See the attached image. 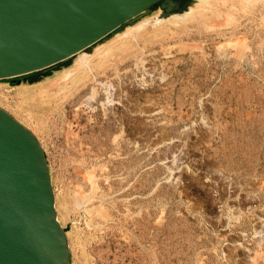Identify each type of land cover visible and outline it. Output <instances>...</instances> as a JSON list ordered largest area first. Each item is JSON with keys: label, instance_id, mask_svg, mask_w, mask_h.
I'll return each mask as SVG.
<instances>
[{"label": "rangeland", "instance_id": "374dc122", "mask_svg": "<svg viewBox=\"0 0 264 264\" xmlns=\"http://www.w3.org/2000/svg\"><path fill=\"white\" fill-rule=\"evenodd\" d=\"M184 4L0 80L68 264H264V0Z\"/></svg>", "mask_w": 264, "mask_h": 264}, {"label": "water", "instance_id": "95a60500", "mask_svg": "<svg viewBox=\"0 0 264 264\" xmlns=\"http://www.w3.org/2000/svg\"><path fill=\"white\" fill-rule=\"evenodd\" d=\"M177 1L0 0V79L61 62L152 5L159 3L165 15L172 6L177 8ZM0 264H68L43 147L25 124L2 107Z\"/></svg>", "mask_w": 264, "mask_h": 264}, {"label": "bare ground", "instance_id": "6f19581e", "mask_svg": "<svg viewBox=\"0 0 264 264\" xmlns=\"http://www.w3.org/2000/svg\"><path fill=\"white\" fill-rule=\"evenodd\" d=\"M201 1H203V0H201ZM202 3V2H201ZM185 5V4H184ZM184 5H182V7L184 6ZM181 7V8H182ZM187 12V11H186ZM174 13V12H173ZM176 13V15H178L177 13H179V12H175ZM174 13V14H175ZM168 14H170V12L169 13H167L166 15L168 16ZM175 15V16H176ZM154 17V16H153ZM164 17V16H163ZM157 19V17H154L153 18V20H156ZM163 20H164V18H163ZM157 21V20H156ZM149 22L147 21V24H148ZM146 23H143V24H141V25H145ZM86 50V49H85ZM80 51H82V50H79V52ZM80 54H82V53H80ZM80 56V55H79ZM79 56L76 58V59H79ZM82 56V55H81ZM83 57V56H82ZM1 107V106H0ZM3 108V107H2ZM52 207H53V211H54V214H55V219H56V221L58 222V224H59V221H58V219H57V216H56V209H55V204H54V196H53V194H52ZM59 226L61 227V229H62V226L59 224ZM64 236H65V233H64ZM65 240H66V237H65ZM66 244H67V240H66ZM67 246H68V244H67Z\"/></svg>", "mask_w": 264, "mask_h": 264}, {"label": "flooded vegetation", "instance_id": "af4514ba", "mask_svg": "<svg viewBox=\"0 0 264 264\" xmlns=\"http://www.w3.org/2000/svg\"><path fill=\"white\" fill-rule=\"evenodd\" d=\"M185 2H186V0H178V1H177V4H176V6H177L176 9L180 8ZM153 6L156 7V8H158L159 11H162V10H163V9L160 7L159 3H156V4L152 5L151 7H153ZM174 9H175V8L172 6V10H174Z\"/></svg>", "mask_w": 264, "mask_h": 264}, {"label": "built area", "instance_id": "2783aa9c", "mask_svg": "<svg viewBox=\"0 0 264 264\" xmlns=\"http://www.w3.org/2000/svg\"><path fill=\"white\" fill-rule=\"evenodd\" d=\"M0 80H3V79H0ZM1 85H2V83H0V89H3Z\"/></svg>", "mask_w": 264, "mask_h": 264}]
</instances>
